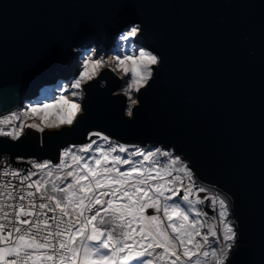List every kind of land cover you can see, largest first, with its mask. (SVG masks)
<instances>
[{
    "label": "water",
    "instance_id": "1",
    "mask_svg": "<svg viewBox=\"0 0 264 264\" xmlns=\"http://www.w3.org/2000/svg\"><path fill=\"white\" fill-rule=\"evenodd\" d=\"M135 22L137 47L161 58L135 116L104 69L73 125L0 137V158L22 170L24 160L57 162L90 132L171 149L232 205L237 238L225 264H264V0H0V115L73 79L79 54L112 48ZM197 207L213 218L208 202Z\"/></svg>",
    "mask_w": 264,
    "mask_h": 264
},
{
    "label": "snow or ice",
    "instance_id": "2",
    "mask_svg": "<svg viewBox=\"0 0 264 264\" xmlns=\"http://www.w3.org/2000/svg\"><path fill=\"white\" fill-rule=\"evenodd\" d=\"M142 35L140 23L126 25V53L111 62L95 49L85 54L60 95L0 118V137L73 125L104 69L119 74L125 114L134 117L161 63L154 51L133 47ZM87 140L62 151L58 164L33 162L37 172H2L23 190L0 184V264H225L237 238L227 197L200 185L171 149L116 144L100 132ZM205 202L212 221L197 207Z\"/></svg>",
    "mask_w": 264,
    "mask_h": 264
},
{
    "label": "built area",
    "instance_id": "3",
    "mask_svg": "<svg viewBox=\"0 0 264 264\" xmlns=\"http://www.w3.org/2000/svg\"><path fill=\"white\" fill-rule=\"evenodd\" d=\"M12 112H17V111H15V110L9 111V112H7V113H5V114H3V115H0V118H2L4 115H10ZM17 113H18V112H17ZM16 123H19V122L17 121ZM9 138H10V137H9ZM93 139H95V138H93ZM111 141H112L113 143H116V142H115L114 140H112V139H111ZM87 143H88V141H87L86 143H83V144H80V145H76V147L78 148L79 146L85 145V144H87ZM100 143H103V142H100ZM116 144H121V143H116ZM123 145H124V144H123ZM70 147H71V146H70ZM94 147H95V146H94ZM67 148H69V147H67ZM67 148H65V149H67ZM141 148H143V147H141ZM65 149H62V150L60 151V154H59V160H58L57 162H51L50 160H45V161H42V162L50 161L53 165L58 164V163L60 162L61 152L64 151ZM73 150L75 151L76 149L73 148ZM80 155H85L86 158H87V156L90 155V154L80 153ZM6 159H7V156H6V155H2L1 158H0V184H6V183H8L9 181H11L12 184L17 185L18 187L21 188V190H23V186L19 184V180H18V179H13V178L10 177V176H9V177H5V176L2 175V172H3L4 170H7V171L19 170L20 173H21V175H24L26 172H29V171H31V172H37V169H34V168H32V166H31L33 162H37V161H35V160H33V161L24 160V161H27V162H28V166L30 167V169H29L28 166H25V169H26V170H22V169L15 168V167H9V163H6ZM136 159H139V158H136ZM42 162H41V163H42ZM38 175H42V173H39ZM37 178H38V176H34V177H33V179H37ZM3 190H4L3 188H0V191H3ZM32 190L34 191V189H32ZM0 199H2V198H0ZM12 202L15 203V201H12ZM48 215L50 216V215H52V214L49 213ZM45 218H46V217H45ZM29 219H31V218H29ZM50 223H51V221H50Z\"/></svg>",
    "mask_w": 264,
    "mask_h": 264
},
{
    "label": "rangeland",
    "instance_id": "4",
    "mask_svg": "<svg viewBox=\"0 0 264 264\" xmlns=\"http://www.w3.org/2000/svg\"><path fill=\"white\" fill-rule=\"evenodd\" d=\"M123 33V32H122ZM122 33H120V34H122ZM126 43L127 42H125V45H126ZM115 46V45H114ZM113 46V47H114ZM138 45L135 43V42H133V47L134 48H138L137 47ZM90 49H92V48H90ZM93 49H95L96 50V52H97V54H98V52L101 50V54H103V55H105V56H107V57H109V56H112V54L114 55V51L113 50H104V49H102V48H99V47H97V48H93ZM87 52V51H86ZM114 52V53H113ZM107 53V54H106ZM115 56V55H114ZM84 56H82L81 54H79V58L77 59V62H76V64H75V66L77 65V70L79 71L80 69H79V64H80V61H81V59L83 58ZM110 62H111V59L109 60ZM76 71V70H75ZM75 73V72H74ZM116 75H118L119 76V74L118 73H115ZM74 78V77H73ZM72 80V79H71ZM71 80H70V83H71ZM69 83V84H70ZM68 84V85H69ZM122 81H121V87L117 90V91H119L120 92V90H121V88H122ZM47 88H49L48 86L47 87H45V88H43V89H41V90H39L38 92H36L35 94H33V97L30 99V100H33V99H39V100H34V102H29V101H26L25 102V104L24 105H26V104H30V105H32V104H35V103H41V102H48L53 96H46L47 94H52V93H55L56 95L55 96H57V95H59L60 94V90L59 89H55V88H50L49 89V91H46L47 90ZM29 105V106H30ZM126 107H127V105H126ZM24 108H26L25 106H24ZM23 107L21 108V109H15V111H17L18 113L19 112H21V111H23V110H25ZM25 123H39V121L38 120H35V119H25V121H24ZM66 183H67V181H66ZM204 219H206V220H208V221H212L213 220V218H209V217H204ZM157 251H161V250H157ZM209 259H211V258H209Z\"/></svg>",
    "mask_w": 264,
    "mask_h": 264
},
{
    "label": "trees",
    "instance_id": "5",
    "mask_svg": "<svg viewBox=\"0 0 264 264\" xmlns=\"http://www.w3.org/2000/svg\"><path fill=\"white\" fill-rule=\"evenodd\" d=\"M120 36H121V34H119L118 36H117V38H116V42H115V46L114 47H112V48H109V49H107V50H113L114 52V55H123V54H125L126 53V48H125V42H123V41H121L120 40ZM93 50V48L92 49H90L89 50V52H91ZM85 54H87V52L85 51V52H82L81 53V55L82 56H84ZM107 54V53H106ZM113 54H112V56H109L108 57V59L110 60L113 56H114ZM72 75H69V77H71ZM69 77H67V78H64L63 80H59V81H56L54 84H51V85H48V87L49 88H47V90L46 91H49V89L50 88H55V89H61L60 90V94H61V92H62V89L64 88V87H66L69 83H70V78ZM45 88V87H44ZM59 94V95H60ZM56 94L55 93H52V94H47L46 96H55ZM34 100H39V99H33V100H30L29 102L31 103V102H34ZM36 104V103H35ZM30 104H26V105H24L25 107H27V106H29ZM24 106H23V108H24ZM25 109V108H24Z\"/></svg>",
    "mask_w": 264,
    "mask_h": 264
},
{
    "label": "bare ground",
    "instance_id": "6",
    "mask_svg": "<svg viewBox=\"0 0 264 264\" xmlns=\"http://www.w3.org/2000/svg\"><path fill=\"white\" fill-rule=\"evenodd\" d=\"M207 217H209V216H207ZM209 218H211V217H209Z\"/></svg>",
    "mask_w": 264,
    "mask_h": 264
}]
</instances>
